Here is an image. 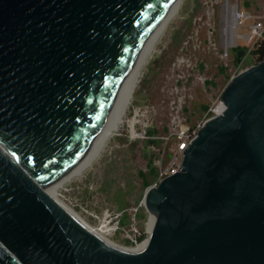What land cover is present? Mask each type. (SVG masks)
I'll list each match as a JSON object with an SVG mask.
<instances>
[{
  "label": "water",
  "instance_id": "1",
  "mask_svg": "<svg viewBox=\"0 0 264 264\" xmlns=\"http://www.w3.org/2000/svg\"><path fill=\"white\" fill-rule=\"evenodd\" d=\"M175 0H0V264H264V61L145 195L141 252L111 247L46 188L99 136Z\"/></svg>",
  "mask_w": 264,
  "mask_h": 264
},
{
  "label": "rangeland",
  "instance_id": "2",
  "mask_svg": "<svg viewBox=\"0 0 264 264\" xmlns=\"http://www.w3.org/2000/svg\"><path fill=\"white\" fill-rule=\"evenodd\" d=\"M168 18L148 50L123 123L115 131L112 121L104 148L52 196L90 230L110 227L108 242L125 252L136 251L127 232L144 230L148 239L144 198L175 155L182 164V130L202 124L231 80L258 65L251 51L264 40V0H180ZM133 129L147 138H134Z\"/></svg>",
  "mask_w": 264,
  "mask_h": 264
},
{
  "label": "bare ground",
  "instance_id": "3",
  "mask_svg": "<svg viewBox=\"0 0 264 264\" xmlns=\"http://www.w3.org/2000/svg\"><path fill=\"white\" fill-rule=\"evenodd\" d=\"M179 2H180V0H175L173 6L171 7V9L167 13V15L163 18L161 23L153 30V32L149 36L146 44L144 45L142 51L140 52L137 60L134 62L133 66L129 69L125 78L121 82L119 89H118V93H117V95H116V97L112 103L111 109L109 111V115L107 117V120H106V122L102 128L103 131L101 130L102 133L100 132L99 136L97 137L95 142L91 145V147L88 149V151L86 152L84 157L71 171H69L67 174H65L60 179H58L56 182H54L53 184H51L50 186H48L46 188V192L49 194V196L52 197L53 194L56 193L59 186L62 185L64 179L70 177L73 173H75L77 170H79V168L84 167V165L87 163L86 161L89 158H90L89 161L93 160L95 158V155L98 154L102 148H104L105 142H104L103 138L106 135V133L108 132L112 121H113V124H112L111 129L113 128L112 130H115V131L117 129H119V126L123 123V116L125 114V111L129 105L130 101L133 99V94H134V92L138 86V83L140 80L141 68L146 63L147 58L150 54L149 53L150 51H148V50L150 47L153 46V45L151 46L153 40L155 41L156 38H158L160 32L162 31V29L164 28V26L166 24V21H167L169 14H171V12L173 10H175L176 5ZM236 20H237V17H236ZM115 118L117 119L116 122H115ZM63 209H65L71 216H73L78 222H80L78 220V218L74 215L73 212L69 211L65 207ZM154 223H155V218H154V216H151V220H150V223L148 226V239H147V241L143 242V244L138 248V250L136 249V251H134L132 253L141 252L148 246L151 235L153 233ZM81 224L83 225V223H81ZM83 226L87 230L92 232L94 235H96L99 239H101L102 241H104L105 243L110 245L111 247H114V246H112L111 243L108 242V240L106 238V235H110L112 232V229L110 227H108L106 224H103L97 231H94L92 229L90 230L85 225H83ZM114 248L118 249L117 247H114Z\"/></svg>",
  "mask_w": 264,
  "mask_h": 264
},
{
  "label": "built area",
  "instance_id": "4",
  "mask_svg": "<svg viewBox=\"0 0 264 264\" xmlns=\"http://www.w3.org/2000/svg\"><path fill=\"white\" fill-rule=\"evenodd\" d=\"M225 105L224 103L222 102L219 106H217L216 108H213L210 110V112L208 113L207 115V119L200 125H198L196 128H193V129H183L182 130V133L179 135V140H180V143L178 145V148H177V151L178 153L180 154H183L187 148L189 147L190 143L197 137L198 135V132L203 128V126L210 120L212 119H215L219 116H221L224 111H225ZM142 113V112H141ZM145 114H151V112H144ZM137 116H140L141 117V114L140 112H137L135 113V118ZM142 116H144V114H142ZM150 122V121H149ZM135 127V125L133 126V128ZM146 128L150 127L148 126V124L145 126ZM146 133L147 132H142V133H139L136 131V129H133V136H135L134 138H138V137H142V138H147L146 137ZM168 140V139H167ZM181 168V164H178L177 163V157L176 155L174 156L173 160L171 161V164L169 167H165V168H161L160 169V175H159V179L157 181V183L153 186V188L157 187L160 182H162L165 178L171 176V175H175ZM135 212H137V210H135ZM136 215V213H135ZM134 215V217H135ZM119 216H117L116 218H118ZM117 228H114L113 231H116ZM140 234L138 233V231H135L133 234H130L129 232H127V240L128 242L130 243V245L132 247H134L135 249H138L142 244V243H139L138 242V236Z\"/></svg>",
  "mask_w": 264,
  "mask_h": 264
},
{
  "label": "trees",
  "instance_id": "5",
  "mask_svg": "<svg viewBox=\"0 0 264 264\" xmlns=\"http://www.w3.org/2000/svg\"><path fill=\"white\" fill-rule=\"evenodd\" d=\"M251 54L254 58H256V62L259 64L264 61V40L256 45V47L251 51ZM154 178V172L149 174V178L145 179V185L148 187L151 179ZM149 180V181H148ZM145 216H143V221L145 220ZM147 239L144 230H141L140 235L138 236V242L142 243Z\"/></svg>",
  "mask_w": 264,
  "mask_h": 264
}]
</instances>
